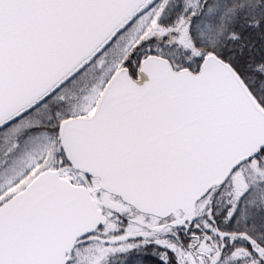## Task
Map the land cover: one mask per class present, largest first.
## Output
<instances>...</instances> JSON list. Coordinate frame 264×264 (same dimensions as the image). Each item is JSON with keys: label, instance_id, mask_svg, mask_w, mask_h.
<instances>
[{"label": "snow or ice", "instance_id": "obj_1", "mask_svg": "<svg viewBox=\"0 0 264 264\" xmlns=\"http://www.w3.org/2000/svg\"><path fill=\"white\" fill-rule=\"evenodd\" d=\"M0 264H264V0H0Z\"/></svg>", "mask_w": 264, "mask_h": 264}]
</instances>
